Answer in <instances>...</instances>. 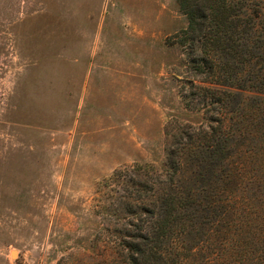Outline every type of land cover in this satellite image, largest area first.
Here are the masks:
<instances>
[{"label": "rangeland", "instance_id": "374dc122", "mask_svg": "<svg viewBox=\"0 0 264 264\" xmlns=\"http://www.w3.org/2000/svg\"><path fill=\"white\" fill-rule=\"evenodd\" d=\"M188 25L177 0H0V264H131L129 235L157 220L143 210L158 190L144 187L171 175L170 158L202 198L186 221L191 264L223 257L224 228L242 219L213 211L214 173H195L191 143L226 128L205 88L245 91L200 72L207 47L178 41Z\"/></svg>", "mask_w": 264, "mask_h": 264}, {"label": "trees", "instance_id": "16d2710c", "mask_svg": "<svg viewBox=\"0 0 264 264\" xmlns=\"http://www.w3.org/2000/svg\"><path fill=\"white\" fill-rule=\"evenodd\" d=\"M177 2L189 22L188 28L178 35V38L181 37L179 43H201L204 48L207 47L203 66L199 67L200 72H207L215 83L225 80L227 83L224 85L229 84L231 88L245 91L242 96L244 100H240L239 95L233 91L223 89L217 93L209 88L204 89L215 104L226 109V128L218 132L215 128L211 132H204L202 138L196 139L199 140L197 143L196 140L191 143L196 144L195 148L202 156H194L193 162L191 159L184 162L195 164L196 158L197 165L203 167L201 173L198 170L195 172L201 179H208L214 173L208 179L211 189L217 191V184L222 183V180V184L225 182L223 188L232 182L238 188L235 197H219L216 191L209 194V200H213L212 207H215L214 212H222L224 215L228 209L235 207V214L242 219L237 220L232 227L224 228L226 235L228 232L231 234L230 240L225 239L223 248H227L226 253L217 259L216 264H264V2ZM245 5L251 11L244 18L239 12ZM248 46L249 55L244 58L243 54ZM220 55L233 57L234 61L228 57L226 61H222ZM245 60L255 65L254 76L248 73L246 67L240 71L233 70L235 61ZM246 102L254 103L251 109L244 105ZM232 106H235L234 109ZM182 163L176 164L170 158L171 175H167L161 181L162 184L156 183L157 189L154 185L144 187L147 188L146 194L158 190L159 195L152 203L159 205L143 210L149 218L157 220L149 234L143 232L142 225L139 227L140 232L129 235L138 240L124 244L129 248L126 256L131 264H144L148 261L153 264H191L196 260H190L196 256V252L187 245L186 221L190 218L191 208L200 205L202 198L200 194L196 197L197 193L193 190H185V184L180 178L187 177L192 169L186 170Z\"/></svg>", "mask_w": 264, "mask_h": 264}]
</instances>
